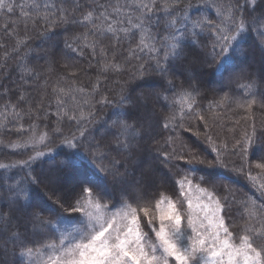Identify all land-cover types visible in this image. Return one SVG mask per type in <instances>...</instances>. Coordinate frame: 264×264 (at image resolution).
I'll return each mask as SVG.
<instances>
[{
  "label": "trees",
  "instance_id": "trees-1",
  "mask_svg": "<svg viewBox=\"0 0 264 264\" xmlns=\"http://www.w3.org/2000/svg\"><path fill=\"white\" fill-rule=\"evenodd\" d=\"M100 2L115 5L117 0ZM245 2L252 16L220 63L221 57L213 59L208 25L227 31L236 0H158L171 14H160L163 18L155 31L146 27L152 35L160 33L167 48L157 41V51L151 52L141 50L142 36L153 47L142 30L136 31L131 43L127 33L119 32L121 44L111 34L99 39L87 35L93 22L102 32L108 27L97 14L87 28L73 22L82 21L96 7L93 0H5V5L16 7L12 13L0 9V148L8 149H0V164L5 165L0 168V205L5 206V221L9 213L11 218L10 230L0 236V264H33L40 254L59 249L61 239L67 244L78 238L84 218L71 207L84 206L87 198L101 207L124 204L129 208L137 204L150 208L163 198L177 206L181 228L187 233L188 207L181 193L189 181L211 192L214 202L221 201L220 215L236 242L246 229L264 230V21L260 20L264 0H239ZM241 15L247 13H236L237 25ZM235 34V29L229 33ZM151 56H158L160 67L167 70L156 71ZM191 60L197 61L193 66L198 70L197 82L188 77L195 73L188 67ZM214 81L215 88L209 85ZM20 95L26 101L23 111L15 107ZM138 95L156 97L155 105L148 101L144 114ZM121 122L133 127L117 131ZM104 127L106 131L97 135ZM57 129L64 135L74 133L83 141L80 149L63 146ZM142 137L148 138L149 147L136 154L139 168L152 167L153 173H143L138 187L130 182V189L120 193L118 176L132 170L125 153L134 154V144L139 149ZM117 140L120 150H116ZM89 144L100 147L89 148ZM193 155L204 163L192 164ZM28 161L27 167H19ZM40 169L46 171L43 177ZM230 171L242 180L238 186L232 184L228 199L224 180L215 175L234 180ZM50 179L62 182L60 196L49 188ZM234 181L238 182L236 177ZM41 182L48 198L39 189ZM82 183L95 186L103 196L96 191L84 195L78 189ZM76 191L79 199L73 196ZM57 198L64 203H56ZM20 206L22 215L16 208ZM138 216L143 231L154 241L145 226L147 218L139 212ZM36 229L41 230L31 232ZM25 238L34 245L33 251L21 257L20 243Z\"/></svg>",
  "mask_w": 264,
  "mask_h": 264
},
{
  "label": "snow or ice",
  "instance_id": "snow-or-ice-1",
  "mask_svg": "<svg viewBox=\"0 0 264 264\" xmlns=\"http://www.w3.org/2000/svg\"><path fill=\"white\" fill-rule=\"evenodd\" d=\"M93 4L96 7L89 9L87 15L83 16L82 21L73 19V22L87 28V22L92 21L93 15L97 14V18L106 23L108 27L106 32H102L93 22V26L89 29L87 35L99 39L101 35L107 38L108 34H111L115 42L121 44L123 41L118 35L119 32L127 33L129 43H131L136 31L142 30L153 41V47L149 48L142 36L141 50L157 51L155 49V42L157 41H159L161 48H167L161 34L152 35L146 27V25L150 26L155 31L163 18L160 14L162 12L165 15L171 14L168 8L158 3V0H124L123 3L117 0L115 5L93 0ZM5 7L8 13H12L16 5L14 3L5 5V0H0V9ZM19 7L23 12L25 6L21 4ZM85 7L87 6L85 5ZM109 8H112L113 11L110 12ZM231 8L229 19H231L232 24L227 31L213 24L208 25V31L213 33L209 37L213 40V59L218 56L221 57L220 63L225 57L222 54L230 51L233 41L243 32L245 20L252 16V13L248 12L246 2L240 4L239 0H236L235 5H232ZM76 9L77 11L81 10L80 4L76 5ZM252 11H256V9ZM237 12L247 13V15L240 16L239 25L236 24ZM154 19L155 23H153ZM252 19L255 21L256 18L252 17ZM60 20L63 22L64 16H61ZM260 20L264 21V13L261 14ZM233 29H235L236 34L229 35ZM261 36L264 37V33H261ZM217 47H219V52H216ZM93 48H95V45H93ZM72 50L77 51L78 49L74 48ZM149 59H156V71L163 73L167 70L160 67L161 62L158 56H151ZM165 60H167V54ZM189 86L192 87L191 84ZM193 90L196 89L193 87ZM24 103H26L25 98L20 95L15 107L23 111ZM5 108L7 109V104ZM65 115L67 114L65 113ZM73 118L68 117L69 120ZM60 123L61 121L58 120L57 124ZM132 127V124L121 122L118 124L117 131L120 129L128 130ZM29 130H31V124ZM56 131L60 132V136L63 137V146L68 149L78 151L82 146L83 141L78 140L74 133L64 135L62 130L57 129ZM81 136H84L83 130ZM209 139L211 138L209 137ZM88 147L98 149L100 145L89 144ZM244 151L246 152L247 149H244ZM197 161L204 163L203 160L193 155L191 163L195 164ZM29 163L30 161L25 162L20 164L19 167H27ZM4 167L5 165L0 164V168ZM113 179L115 180V177ZM36 182L39 183L38 180ZM78 189L87 196H91L94 191L103 196L102 192L95 186H90L87 183H82ZM181 195L183 196L184 193H181ZM73 196L79 199L80 193L76 191ZM207 196L211 201L212 193L208 192ZM55 202L58 204L64 203L60 198H57ZM162 203L163 198L156 203V212L152 217H149L148 208L141 207L139 204H137V207L126 208L121 212L105 216L99 211L100 205L97 204V212L85 213L88 217L87 224L80 230L78 238L72 237L67 244L64 243V239H61V246L57 254L50 256L47 264H171L172 261L175 264H264V230L246 229L245 234L240 235L238 242H236V237L229 231L224 217L219 214L222 211L221 201H215V208L212 207L211 203L202 204L198 202L196 210L198 211L197 219L199 223L197 224L193 220L192 201L188 200L190 235L186 234L181 228L182 215L177 206L169 201L167 208H162ZM71 211L83 212L84 206L71 207ZM138 212H143L144 216L148 217V227L151 228L152 234L155 236L154 241L150 240L148 234L143 231L142 220L138 216ZM4 216L5 206L0 205V234L10 230V213L7 221H5ZM42 223H47V221ZM33 246L27 238L21 241L20 247L24 250L20 252V256H31Z\"/></svg>",
  "mask_w": 264,
  "mask_h": 264
},
{
  "label": "rangeland",
  "instance_id": "rangeland-1",
  "mask_svg": "<svg viewBox=\"0 0 264 264\" xmlns=\"http://www.w3.org/2000/svg\"><path fill=\"white\" fill-rule=\"evenodd\" d=\"M66 58L67 57L65 56V59ZM196 63H197L196 60H191V61L188 62V67H193L194 64H196ZM193 68L195 69L194 70L195 73L192 74L191 76H188V77L190 79L196 80V82H197V79L199 77V75L197 73L198 70H197V67H193ZM217 84L218 83L214 81L212 84H209V85H211L213 88H215L216 87L215 85H217ZM211 86H208V87H211ZM16 87L17 88L18 87H21V85H19V83H18ZM262 91L264 92V89H262ZM138 97L140 98L139 103H140V111H141V114H144V112L148 110L147 109L149 107L148 101L152 100L153 104L155 105V102H156L155 101L156 100L155 99L156 98L155 96H153L152 99H147V98L141 99L140 95H138ZM106 129H107V127H104L102 129H100L99 132L97 133V135L103 134L106 131ZM122 136L123 135H119L118 138H120ZM141 136L144 137V134L141 135ZM143 137L140 140H138L139 141V145H138L139 149H136V144H134V147H133L134 154H132V153H130V154L125 153L126 158L128 159V161L130 160V163H132V165H130L132 167V170H127L126 169L124 172H122L123 174H122V176L120 178L118 176V179H117V182H119V184H118L119 185V187H118V190L119 191L118 192H120V193H125V192H127V189H130V186H131V183L130 182H132L133 184H135V187H138V182L142 178L143 173L144 174L153 173V168L152 167L149 169V168H146V166L142 165L139 168V159L137 157L138 155L136 156V154H138L141 151H147L148 150V147H149L148 146V138H147V140L144 141L143 140ZM118 140H120V139H118ZM199 146L201 147V145H199ZM119 148H120V144L118 143V145L116 146V150H120ZM4 150H7L8 151V149H4ZM4 150L1 149V151H4ZM205 152L206 151H205L204 147L202 146V153L205 154ZM44 172H46V171L45 170H41V169L39 170L40 177L42 176V173H44ZM230 173L233 174L234 180H235V177L237 178V181L239 183L238 182H235L233 179L227 180L224 177H221L219 175H215L219 179H223L224 180V183H225L224 190H225V193H226V196H227L228 199L230 198V188H231L232 184L238 186V185L241 184V180H242V178L239 175H237L236 173H234L233 171H230ZM234 174H236L237 176H235ZM55 179H57V178H55ZM52 180L53 179H50L49 180V182L51 184V185H49V188H52V190H53L52 192L55 193L54 196H56V195L57 196H60L61 193H58V192H60L58 190V188H59V185L60 186H63L62 185V182H60V180H55V181L52 182ZM46 181H48V179ZM42 184L43 183L41 182L40 183L41 186L39 187V189H40V191L44 195H46V198H48L49 196L43 190ZM159 185L160 184L154 183V186H159ZM112 192H114V188H113ZM182 193H184V195L182 197L184 198L186 204L188 203V200H191L192 201V204H193V220L197 224L199 223V220L197 219L198 211L196 210V205H197L198 202L199 203H202V204L211 203L212 204V207L215 208V202L213 200L209 201V198H208L207 193L205 191H201V189H198V188H196L195 186H193V185H191L189 183H185V184L182 185ZM6 197L8 198V202H10V199H11L10 194H7ZM170 198L173 199L174 198V195L170 196ZM163 200L164 201L161 204V207L162 208H167L168 201H165V199H163ZM96 205L97 204H90L89 198L86 199L85 205H84V211L83 212H80L81 216L84 218V220H81L82 223H83V225L86 226L87 220H88V217H87V215L85 213L86 212H93V213L97 212ZM155 206H156V204L154 206H151L150 208H148L149 217L154 216V214L156 212V207ZM16 208L21 213L20 215H22L24 213V207L23 206L16 207ZM126 208H129V207L127 205H124V204H107V205L105 204V206H103V207L100 206L99 211L101 213H103L105 216H110V215H113V214H115L117 212H121L122 210H125ZM17 214L18 213H16V215ZM139 215L144 216V213L143 212H139ZM145 218H147V220H148V217H145ZM145 226H147V228H149V229H147V231L152 233L151 228L148 227V222H147V224H145ZM68 227L69 228H72L74 226H68ZM142 227H144L143 224H142ZM40 230L41 229H36V230H32L31 232L37 233ZM186 234H188V235L191 234V229H190L189 226H188V232ZM0 236H1V238H3V236L1 234H0ZM57 251H58V249L57 250L49 251L47 253L40 254L39 256L36 257V259L34 260L33 264H47L48 258L50 256L56 255L57 254ZM171 264H175V262L172 261Z\"/></svg>",
  "mask_w": 264,
  "mask_h": 264
}]
</instances>
